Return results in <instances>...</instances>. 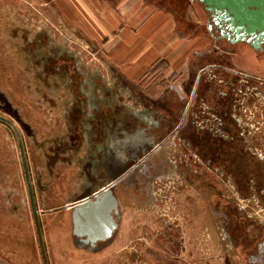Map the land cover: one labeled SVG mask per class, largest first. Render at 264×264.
I'll return each instance as SVG.
<instances>
[{"label": "flooded vegetation", "instance_id": "af4514ba", "mask_svg": "<svg viewBox=\"0 0 264 264\" xmlns=\"http://www.w3.org/2000/svg\"><path fill=\"white\" fill-rule=\"evenodd\" d=\"M210 31L225 54L211 53L212 60L207 70L202 69L180 116L173 115V110L159 100L150 103V98L143 92L132 95L141 98L144 106L155 112H170L169 120H145L144 111L137 113L129 107V112L123 114L115 107L113 95V105L107 102L94 107L89 120V138L94 145L95 159L87 164L89 181L82 193L128 172L113 187L119 201L120 219L109 243L81 244L73 234L72 226L73 243L86 254L100 253L118 240L123 206L118 191L127 190L125 193L130 194L131 199L137 197L148 204V212L142 219L149 221L152 218L160 225L156 228L143 223L146 240L138 237L132 240L131 247H112L113 264H233L231 248H234L236 257L245 262L238 264H253L252 258L264 260V224L247 210L249 202L264 209V119L261 122L252 117L255 112L253 102L263 103L259 108L264 112V71L234 66L230 54L237 43L245 42L229 41L220 35L216 26ZM245 44L261 52L256 54L257 57H264V44L258 49ZM71 65L70 61L68 71L73 84L76 77ZM203 70L207 71L204 75ZM73 120L71 141L54 148L51 158H58L61 150L69 147L75 150L81 146L80 123L76 118ZM173 142L177 148L172 147ZM159 149L165 151L164 158L154 156ZM173 152L174 163L168 157ZM183 178L185 182L192 180L196 189L209 190L214 195L208 199L207 207L213 218H221V229H199L193 225L191 236L186 238L187 230L183 226L191 224L196 214L194 208L175 196ZM67 203L57 206L58 210L67 209ZM137 219L140 220L141 216ZM218 233L224 243L219 247L212 239ZM201 234L206 235L203 236L207 239L204 244L199 237ZM206 249L210 254L202 255ZM40 251L45 264L41 247ZM46 256L50 264L47 252Z\"/></svg>", "mask_w": 264, "mask_h": 264}, {"label": "rangeland", "instance_id": "374dc122", "mask_svg": "<svg viewBox=\"0 0 264 264\" xmlns=\"http://www.w3.org/2000/svg\"><path fill=\"white\" fill-rule=\"evenodd\" d=\"M20 1L0 0V114L15 123L23 140L49 263L113 264V244L91 254L75 246L70 211H59L57 206L82 196L89 181L87 164L95 159L89 138L94 107L107 102L113 105V95L115 107L126 114L129 105L137 107L138 97L124 91L108 76L106 72L111 69L104 57L96 54L95 47L84 45L78 38L70 39L49 14L22 7ZM194 1L208 19L204 5ZM247 49L249 55L261 53L249 46ZM70 61L76 77L73 84L68 71ZM260 108L252 117L262 122L264 112ZM74 118L80 123L81 146L61 150L58 158H51L54 148L71 141ZM172 147L177 148L175 142ZM161 151L157 150L154 156L164 158L166 153ZM0 193L4 198V204L0 202V263L43 264L17 133L1 119ZM247 210L264 224L262 206L249 202ZM138 221L130 227L129 222H120L117 239L121 238V245L128 243L123 232L136 239L143 237L144 225L141 219ZM212 224L201 229L219 230L223 223L216 217ZM218 234L212 237L217 247L224 245ZM203 236L206 235H199L204 244L207 239ZM204 251L202 255L210 254L209 250ZM231 253L233 264L245 263L236 257L234 248ZM251 262L264 264V260L254 258Z\"/></svg>", "mask_w": 264, "mask_h": 264}, {"label": "crops", "instance_id": "0c3cea01", "mask_svg": "<svg viewBox=\"0 0 264 264\" xmlns=\"http://www.w3.org/2000/svg\"><path fill=\"white\" fill-rule=\"evenodd\" d=\"M20 4L49 14L57 28L67 32L70 39L78 38L84 45L95 47L96 54L104 57L111 69L106 73L124 91L135 95L143 92L150 98V103L159 100L167 104L166 108L170 107L175 116H180L184 106H187L202 69L207 70L212 60L211 53L225 54L208 28L204 10L194 0H21ZM247 47L245 43L235 45L230 54L234 66L249 71H264V68L261 69L264 67L263 57L249 55ZM139 99L137 107L131 104L130 110L137 113L144 111L142 116L145 120H169L170 112H155ZM261 104L255 102V112ZM168 157L175 162L174 152ZM182 181L175 196L194 208L196 214L191 224L183 226L188 239L193 225L199 229L205 224L213 226L216 218L206 210V206L208 199L214 195L209 190L196 189L192 180L185 182L183 178ZM125 191H118L123 205L121 222H129L130 227L132 222L138 221V216L144 218L148 204L137 197L131 199ZM2 201L4 204V198ZM150 207L152 210L153 207ZM141 222L156 228L160 224L152 218L149 221L142 219ZM123 234L128 239V245H121V238H118L111 247L116 244L119 247L132 246L135 235L129 232ZM182 254L185 255V252Z\"/></svg>", "mask_w": 264, "mask_h": 264}, {"label": "water", "instance_id": "95a60500", "mask_svg": "<svg viewBox=\"0 0 264 264\" xmlns=\"http://www.w3.org/2000/svg\"><path fill=\"white\" fill-rule=\"evenodd\" d=\"M208 12V28L214 26L231 42H245L258 49L264 44V0H198ZM0 119L15 129L20 143L24 172L31 205L35 217L40 247L45 264L47 262L44 239L39 220L30 172L20 132L15 123L0 114ZM153 151V150H151ZM128 171L120 173L115 179L93 187L90 192L67 203L73 223V234L84 245L96 246L99 241L109 243L118 228L120 219L119 201L114 185Z\"/></svg>", "mask_w": 264, "mask_h": 264}, {"label": "trees", "instance_id": "16d2710c", "mask_svg": "<svg viewBox=\"0 0 264 264\" xmlns=\"http://www.w3.org/2000/svg\"><path fill=\"white\" fill-rule=\"evenodd\" d=\"M2 197H1V194H0V201H2V199H1ZM3 202V201H2ZM6 264H10L8 261L7 262H5Z\"/></svg>", "mask_w": 264, "mask_h": 264}]
</instances>
